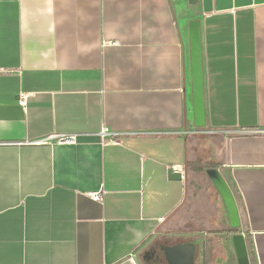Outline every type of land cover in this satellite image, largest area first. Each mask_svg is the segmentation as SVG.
<instances>
[{
  "label": "crops",
  "instance_id": "0c3cea01",
  "mask_svg": "<svg viewBox=\"0 0 264 264\" xmlns=\"http://www.w3.org/2000/svg\"><path fill=\"white\" fill-rule=\"evenodd\" d=\"M185 2L0 0V264H141L153 240L181 234L199 264H237L236 233L250 264H264V0ZM171 166L182 180L167 178ZM207 168L232 191L239 230L228 232L222 200L207 208ZM101 191L102 203L91 197ZM196 220L226 230L192 231Z\"/></svg>",
  "mask_w": 264,
  "mask_h": 264
},
{
  "label": "water",
  "instance_id": "95a60500",
  "mask_svg": "<svg viewBox=\"0 0 264 264\" xmlns=\"http://www.w3.org/2000/svg\"><path fill=\"white\" fill-rule=\"evenodd\" d=\"M189 4H197L198 0H187ZM189 69L191 86V104L193 125L203 128L206 124L204 69L201 24L199 19L188 22ZM205 174L213 184L224 205L230 229L241 227L237 205L228 184L217 168H207ZM167 178L173 181L182 180L179 171L167 170ZM232 244L237 264H250L245 237L241 233L232 235ZM168 264H195L196 246L192 242L177 243L164 248Z\"/></svg>",
  "mask_w": 264,
  "mask_h": 264
},
{
  "label": "flooded vegetation",
  "instance_id": "af4514ba",
  "mask_svg": "<svg viewBox=\"0 0 264 264\" xmlns=\"http://www.w3.org/2000/svg\"><path fill=\"white\" fill-rule=\"evenodd\" d=\"M183 242H192L196 246L195 264H199V257L202 254L195 242V238L181 240H171V238L164 237L156 238L139 253L140 262L142 264H168L165 258L164 248Z\"/></svg>",
  "mask_w": 264,
  "mask_h": 264
},
{
  "label": "rangeland",
  "instance_id": "374dc122",
  "mask_svg": "<svg viewBox=\"0 0 264 264\" xmlns=\"http://www.w3.org/2000/svg\"><path fill=\"white\" fill-rule=\"evenodd\" d=\"M184 1V4H186V2H185V0H183ZM186 5H184L183 6V9H182V12L184 13V14H187L188 12L186 11ZM202 185H203V187H207V186H213L212 185V183H211V181L208 179V178H206V179H204V182L202 183ZM210 202H213V203H211V205L210 204H208L207 205V208H210V211L211 212H213L214 210H216L217 208H218V206H219V208L221 207H223V205H222V203H221V199H220V197H219V195H218V193L217 192H214L213 191V193H212V195H211V197H210ZM210 206V207H209ZM195 214L196 216H197V212H195L194 211V209H192V211H189V214ZM189 216V215H188ZM178 217H182V214L180 213L179 214V216ZM180 220V222L176 225V228H182V226H181V223L183 222V219L181 218V219H179ZM204 222L205 221H199V220H196L194 223L196 224H194L193 226H194V230H192V231H201L200 229H205L204 230V232L206 233V234H208V235H213V234H219V232H221V231H223V230H226V229H224V227H221V226H219V225H205L204 224ZM211 224H213L212 222H211ZM186 236H188V235H190L189 233H184ZM184 235V236H185ZM184 237H183V235L181 234V236H178V237H171V240L172 239H174V240H181V239H183ZM141 263V262H140ZM142 264V263H141Z\"/></svg>",
  "mask_w": 264,
  "mask_h": 264
},
{
  "label": "built area",
  "instance_id": "2783aa9c",
  "mask_svg": "<svg viewBox=\"0 0 264 264\" xmlns=\"http://www.w3.org/2000/svg\"><path fill=\"white\" fill-rule=\"evenodd\" d=\"M27 97H28V93L24 92V91H21L19 93V95H18V99H17L18 103L20 105H22V106H25ZM100 135L102 136V138L104 136L110 135V132H109L108 128L103 127L101 129V131H100ZM70 137L71 136H66V137H64L62 139H65L66 141H70L71 140ZM110 139H112V136L110 137ZM169 169L172 170V171H179V172L182 173V167L181 166H171V167H169ZM91 197H92L93 200L102 203V201H103V192L102 191L101 192H95V193L91 194Z\"/></svg>",
  "mask_w": 264,
  "mask_h": 264
},
{
  "label": "trees",
  "instance_id": "16d2710c",
  "mask_svg": "<svg viewBox=\"0 0 264 264\" xmlns=\"http://www.w3.org/2000/svg\"><path fill=\"white\" fill-rule=\"evenodd\" d=\"M224 231H225V230H223V231H221V232H224ZM221 232H219V233H221ZM228 232H231V229H229Z\"/></svg>",
  "mask_w": 264,
  "mask_h": 264
}]
</instances>
